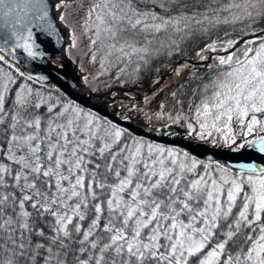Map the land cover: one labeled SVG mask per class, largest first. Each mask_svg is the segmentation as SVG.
Here are the masks:
<instances>
[{
  "label": "snow or ice",
  "instance_id": "snow-or-ice-1",
  "mask_svg": "<svg viewBox=\"0 0 264 264\" xmlns=\"http://www.w3.org/2000/svg\"><path fill=\"white\" fill-rule=\"evenodd\" d=\"M5 16L15 19L0 32V62L33 80L16 53L45 57L32 28L52 34L47 0H0ZM87 20L107 57L147 64L161 33L248 21L254 34L264 0H97ZM237 43L201 49L200 59L227 54L213 58L219 71L199 101L166 114L162 104L156 116L214 146L252 150L253 162L231 166L150 143L0 72V264H264V36Z\"/></svg>",
  "mask_w": 264,
  "mask_h": 264
},
{
  "label": "trees",
  "instance_id": "trees-1",
  "mask_svg": "<svg viewBox=\"0 0 264 264\" xmlns=\"http://www.w3.org/2000/svg\"><path fill=\"white\" fill-rule=\"evenodd\" d=\"M92 1V5L97 2V0ZM140 7L153 8L155 6L152 4H142ZM155 10L161 11L159 8H155ZM247 24L248 21L235 24H220L215 27H209L207 32L194 30L187 36H184L183 33H169L167 36L161 33L153 39L152 44L149 46V54L145 57L148 62L145 64L144 60L139 59L138 56H132L122 60H117L115 57H107L104 50L101 49L99 45H92L90 37L93 36V33L88 31V28L92 25L91 22L87 20L86 37L90 44L87 60L89 64H91V68H94V72H89L90 78L88 79V83L95 91H105L113 87L138 88L137 90L131 91V94L140 98L143 96L142 89H148L157 78L171 71L178 61L199 58L197 53L206 45L216 42L219 46L225 41H233L242 36L253 34L250 29H247ZM253 27L256 29V32L261 31V29H264V20L254 24ZM173 41L175 44L179 45L178 50L175 48V45L172 44ZM162 42L165 45L164 47H161ZM169 45H171V47H169ZM242 46L243 44L237 49H241ZM206 53L207 52L204 54ZM93 56H95V59H93ZM4 67L15 77L17 84L27 82V80L18 75L15 69L7 65ZM1 70L5 69L2 67L0 68V71ZM218 71L219 69L211 66L194 67L181 74L173 85L163 89L157 96L146 99L136 107L124 108L129 112L142 114V116L155 127L168 128L177 125L170 124L166 119L156 118L157 114L162 111L161 105H164L163 111L165 114L170 110L174 111L176 108L181 107V105L183 111L188 112L189 104L194 106L195 103L199 101L200 89H202L204 84L209 83ZM42 90L46 94H55L66 100L67 103H72L57 89L49 90L43 88ZM173 92L177 93L176 99L172 97ZM194 92L195 95H193ZM177 100H179L181 104H177ZM85 112L87 113V111ZM166 123H168V126H165ZM180 125L184 126L183 124ZM218 146H223L222 142Z\"/></svg>",
  "mask_w": 264,
  "mask_h": 264
},
{
  "label": "water",
  "instance_id": "water-1",
  "mask_svg": "<svg viewBox=\"0 0 264 264\" xmlns=\"http://www.w3.org/2000/svg\"><path fill=\"white\" fill-rule=\"evenodd\" d=\"M59 1L47 0L49 17L54 25L52 34L49 35L42 32L38 27L32 28L34 38L41 46L40 51L46 52L45 57L33 61L22 50H17L16 57L19 60V64L16 67L20 71L32 75L34 79L31 81L45 87L59 89L77 105L98 114L106 120H111L138 138H143L155 144L176 147L183 151H188L204 162L211 160L228 166L238 162H253L249 158V153L252 150H241V152L236 153L230 148L212 146L206 142L198 141L193 134H186L187 130L179 126H174L167 130L151 127L141 116L135 117L125 114L119 105L121 103L130 104L131 102L130 100L120 99V95L114 97L112 95L114 90L105 94L95 93L86 85L84 80L85 73L79 67L78 62L73 61L68 55L67 46L72 43V37L70 36L69 29L61 21V9H57L56 7ZM14 19V17L8 18L6 16L0 19V32L6 33L11 28ZM261 36H264V31L242 37L236 40L239 41L236 44V48L245 41L258 39ZM233 50L231 49L229 52ZM226 54L223 52L217 55L223 56ZM4 55L6 60L14 63L11 55L7 52ZM212 57L213 54L209 55L206 61H194L193 59L181 61L171 73L160 77L157 81L159 83L169 81V77L174 74L173 80L169 81L172 84L179 77L177 68L182 64L186 65L182 70H186L189 66L206 65L211 62ZM56 60L58 63L55 62ZM180 70L181 68L179 69V73ZM37 77H46V79H35ZM156 82L151 86V89L159 84ZM122 91L125 92V90ZM140 101L137 100L136 103ZM125 117H129V119H125ZM172 133L175 134L173 135ZM255 162L259 163V161Z\"/></svg>",
  "mask_w": 264,
  "mask_h": 264
},
{
  "label": "rangeland",
  "instance_id": "rangeland-1",
  "mask_svg": "<svg viewBox=\"0 0 264 264\" xmlns=\"http://www.w3.org/2000/svg\"><path fill=\"white\" fill-rule=\"evenodd\" d=\"M72 1L73 3H69L68 5H71L69 8H70V12L67 11V21L65 20L66 23H68L76 32V35H78V39H77V49L75 48L73 51H72V57L73 58H76V56L78 55L79 57H81V67L84 71L87 72V75H88V78H90V73L91 72H94V68H91V64H89L88 60H87V48H85L87 46V42L86 40L84 39V35L82 34L81 36V33L82 32V29H84V26L82 24V18L85 14L84 13V10L85 8H82L83 6L79 7V3L85 5L88 1L91 2V0H70ZM82 8V9H81ZM86 16V15H85ZM69 28V27H67ZM72 41L74 42V40L72 39ZM81 50V53H79V51ZM56 63H58V61L56 60L55 61ZM4 68L5 70H1L0 72H9L6 67H4L2 65V63H0V68ZM90 72V73H88ZM10 73V72H9ZM11 74V73H10ZM25 84H27L29 87H31L33 90H37V91H40L41 93H44V91L42 89H40L38 86L30 83V82H23ZM45 96H50L51 97V100L52 102H60V103H67L66 100H64L63 98H61L60 96H57L55 94H52V93H49V94H46L44 93Z\"/></svg>",
  "mask_w": 264,
  "mask_h": 264
},
{
  "label": "bare ground",
  "instance_id": "bare-ground-1",
  "mask_svg": "<svg viewBox=\"0 0 264 264\" xmlns=\"http://www.w3.org/2000/svg\"><path fill=\"white\" fill-rule=\"evenodd\" d=\"M83 4L79 3L80 6H83L82 8L89 9L91 7L88 3H86L85 5H83ZM229 50H231V49H229Z\"/></svg>",
  "mask_w": 264,
  "mask_h": 264
},
{
  "label": "flooded vegetation",
  "instance_id": "flooded-vegetation-1",
  "mask_svg": "<svg viewBox=\"0 0 264 264\" xmlns=\"http://www.w3.org/2000/svg\"><path fill=\"white\" fill-rule=\"evenodd\" d=\"M66 17H67V13H66Z\"/></svg>",
  "mask_w": 264,
  "mask_h": 264
}]
</instances>
